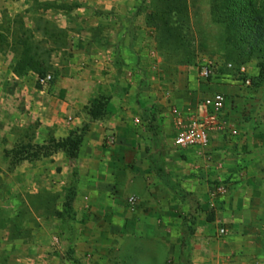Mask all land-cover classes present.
<instances>
[{
    "label": "crops",
    "instance_id": "crops-1",
    "mask_svg": "<svg viewBox=\"0 0 264 264\" xmlns=\"http://www.w3.org/2000/svg\"><path fill=\"white\" fill-rule=\"evenodd\" d=\"M32 2L46 3L27 9L54 30L56 77L36 87L37 74H16L13 52L2 50L10 85L0 90L25 99L19 110L22 123L38 125L34 143L86 131L75 158L56 151L14 171V190L48 195L39 209L21 194L35 225L29 237L9 239L17 263L264 264V87H245L222 64L201 80L199 62L160 50L127 0ZM28 27L42 35L35 21ZM246 68L258 73L254 63ZM214 93L226 96L221 128L206 148L176 147L172 109L191 116ZM100 99L104 114L91 120Z\"/></svg>",
    "mask_w": 264,
    "mask_h": 264
},
{
    "label": "rangeland",
    "instance_id": "rangeland-1",
    "mask_svg": "<svg viewBox=\"0 0 264 264\" xmlns=\"http://www.w3.org/2000/svg\"><path fill=\"white\" fill-rule=\"evenodd\" d=\"M185 1L186 9L179 13H169L160 8L157 13L164 14L160 17L154 15L155 10L160 6L158 0H127L134 8L132 18L135 20L139 17L144 18L149 27L154 29L150 37H155L158 48L170 49L175 54H179L181 62H199V68L208 61L217 62V65L222 64L225 67L227 64H232L234 70L229 71L237 75V67L243 65L246 68L249 63L257 64L261 60L259 54H264V33H258L253 20L259 15L264 21V0ZM0 2L8 5L4 11H0V51H12L16 61L25 55L30 56L37 64L40 74L35 86L43 87L38 82V78L46 74L56 77L50 65L53 51L50 33L54 30L46 25L44 17L29 15L27 7L33 4L32 7L39 10L44 8L46 3H33L32 0H0ZM13 4H20L22 8L26 6V9L14 13L10 8ZM214 6H218V9ZM243 7L247 8L246 11H242ZM30 20L35 21L41 31L40 37L32 33L35 27L31 29L28 27ZM19 39L21 40L18 41ZM226 69L228 70L227 67ZM257 76L258 73L251 76L247 74L250 80ZM238 77L243 80L242 76ZM8 79L6 74H0V82L4 85H10ZM261 86L264 87V81L258 87ZM6 90H0L2 120V122L0 120L2 126L0 127L2 130L0 134V264H18L16 257L20 248L13 247L9 239L29 237V227L35 225L30 218L27 203L19 201L22 200L21 194L39 209L47 205L40 199L48 198V195L37 197L27 191L20 193L13 189L17 178L14 176V171L16 172L18 166L30 162L25 160L18 163V161L32 156L34 150L31 146L38 144L30 140V136L36 133L38 125L31 122L22 123L24 111H20L19 106L24 105L25 99L11 96L10 91Z\"/></svg>",
    "mask_w": 264,
    "mask_h": 264
},
{
    "label": "built area",
    "instance_id": "built-area-1",
    "mask_svg": "<svg viewBox=\"0 0 264 264\" xmlns=\"http://www.w3.org/2000/svg\"><path fill=\"white\" fill-rule=\"evenodd\" d=\"M217 66V62L208 61L199 68V78L203 81H207L213 74L214 68ZM228 70L233 71L232 64H227ZM238 76H242V84L245 87H251L252 82L247 77L245 66H239L236 69ZM53 81L51 74H46L43 77L38 78V82L41 86H48ZM226 104V96L221 93H214L209 96H205L201 99L199 105L201 110L194 113L191 116L184 115L181 111L174 108L172 114L176 124V136L174 144L178 148H206L210 143V136L215 131L219 130L222 125V112ZM106 145H113L114 139L110 137L105 138ZM130 206H134L138 201V198L131 196L128 198ZM217 234L226 236L227 231L220 227Z\"/></svg>",
    "mask_w": 264,
    "mask_h": 264
},
{
    "label": "trees",
    "instance_id": "trees-1",
    "mask_svg": "<svg viewBox=\"0 0 264 264\" xmlns=\"http://www.w3.org/2000/svg\"><path fill=\"white\" fill-rule=\"evenodd\" d=\"M159 1V8L155 10L156 13L154 15L160 16L164 15L163 13H160V15L157 13L160 11V8H163V11H168L169 13H179V11H182L183 9H186V1L185 0H158ZM214 8L218 9V6H214ZM220 9V8H219ZM237 9V8H236ZM239 9V7H238ZM242 11H246V7L241 8ZM253 11V10H252ZM233 19V18H232ZM235 21L236 16H234ZM233 19V20H234ZM253 23L255 25V29L259 31V34L264 33V21L263 19L258 15L253 20ZM23 37V36H22ZM19 39L18 41H20ZM263 51V50H261ZM260 55V61L256 64L258 68V76L254 79H251L252 85L253 86H259L261 82L264 81V54H259ZM189 63L188 61H185ZM37 64H35L32 60V58L28 55L23 56V58H19L17 60V65L16 68H14L16 74L21 75L23 73H26L27 71H32L37 74V76H40L39 70H37ZM45 75H42V77ZM104 101L103 99L98 100V103L96 105H92L91 108L89 109V115L91 120L98 119L103 116L104 114ZM86 131V126H83L81 129L72 131L68 137L64 139H55L54 137L50 136L46 141H44L42 144L43 145H38V144H32L31 148H33L34 152L32 156H28L27 159H21V161H32V160H37L39 158H44V157H49L56 151H62L66 154L67 157L70 159H73L77 155V151L82 139L83 134ZM34 138V133L30 136V140ZM17 163V164H18ZM70 204L68 201L64 204V208L66 212L71 211L70 209Z\"/></svg>",
    "mask_w": 264,
    "mask_h": 264
}]
</instances>
